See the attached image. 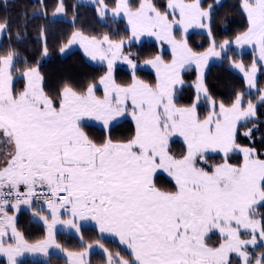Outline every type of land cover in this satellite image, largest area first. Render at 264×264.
<instances>
[{
  "label": "snow or ice",
  "instance_id": "6c2138e0",
  "mask_svg": "<svg viewBox=\"0 0 264 264\" xmlns=\"http://www.w3.org/2000/svg\"><path fill=\"white\" fill-rule=\"evenodd\" d=\"M98 2L104 16L107 5L104 0ZM242 8L248 27L235 36L234 43L253 45L264 60V0H243ZM167 9L171 11H161L153 0H139L138 6L130 0H117L112 9L115 16L123 13L127 17L132 38L147 34L171 45L170 62L160 55L145 61L156 70L154 85L135 76L136 63L122 53L124 40L114 41L107 34L97 39L74 32L68 42L80 39L93 59L98 56L107 61V71L99 80L103 97L96 95L94 83L78 90L65 82L50 94L38 66L24 68L25 83L17 91L13 71L18 53L9 49L0 54V145L10 146L0 160V254L7 257V264H19L18 257L25 252L47 255L49 247L60 248L54 236L57 224L79 232L78 221L88 218L96 221L101 233L118 236L129 250L131 258L126 259L97 241L106 253V264H231L232 253H237L243 264H251L243 249L257 244V232L264 240V218H255L256 206L264 205V153L241 146L237 134L241 121L256 117V106L249 101L244 107V94L238 92L229 106L220 102L216 111V101L208 95L203 68L210 57H220L231 41L220 43L218 51L213 39L206 51L198 53L189 47L186 36L174 34V26L184 33L195 26L207 29L212 37V6L203 8L200 0H167ZM55 11H64L63 0ZM176 13L179 18L170 19ZM8 27L7 20L0 22V33ZM20 35L17 33V39ZM43 51L46 55V45ZM121 56L133 70L127 85L117 84L113 76L114 62ZM193 63L200 72L197 100L203 94L213 107L202 120L196 103L178 107L174 102V86L183 83L181 71ZM233 64L244 73L248 87L255 88L256 62L250 68L242 62ZM259 101L264 102V90ZM129 107L135 124L130 138L114 140L108 134L97 142L85 131L86 118L102 122L108 130ZM252 131L248 129L244 135L251 137ZM176 134L186 145L179 156L169 147ZM209 151L223 153L224 159L206 170L198 164H207ZM234 152L243 156L239 165L228 162ZM160 170L174 179V191L157 187L155 175ZM22 186L25 192L20 191ZM37 188L46 189L44 203L51 219L41 215L42 208L33 211L46 225L47 236L29 243L6 208L13 196L11 207H31L33 198L40 195ZM61 210L72 219L62 220ZM213 229L223 237L218 246L207 242ZM241 229L250 230L251 239H241ZM9 231L11 242L4 239ZM67 255L71 264H86L84 252ZM255 264H264V254Z\"/></svg>",
  "mask_w": 264,
  "mask_h": 264
},
{
  "label": "trees",
  "instance_id": "16d2710c",
  "mask_svg": "<svg viewBox=\"0 0 264 264\" xmlns=\"http://www.w3.org/2000/svg\"><path fill=\"white\" fill-rule=\"evenodd\" d=\"M113 3L115 0H104ZM192 1V0H184ZM200 0L201 7L212 6V37L208 31L193 30L186 34L188 45L194 51H200L210 45L212 40L222 42L232 40L236 35L247 30L248 20L243 11V0ZM161 11L166 10L167 0H153ZM60 0H0V22L8 21L9 27L3 32L0 41V54H5L9 49H14L18 56L14 61V71H22L25 67L38 66L41 75L44 77V88L46 92L55 94L62 85L67 82L78 90L86 88L89 83H97L99 78L105 73L103 64H94L87 61L81 51L77 48L69 49L62 54L61 48L68 42L74 32H80L89 37L99 38L107 34L110 38L120 37L127 33V28L122 25V21L107 20L100 18L95 5L79 3L75 0H63L64 11L61 17H53ZM133 6H138L139 0H130ZM59 14V13H57ZM56 16V15H55ZM43 30V36L41 31ZM17 33L20 38L17 39ZM47 47V54H44V47ZM158 45L153 41L141 43L132 42L124 46V51L132 53V60L139 62L144 59L153 58L158 53ZM167 57L166 51L162 52ZM204 84L208 89V95L216 102H223L229 106L234 100L236 93H242L245 89V81L232 67L227 64V59L210 62L204 71ZM133 72L122 65L114 67V79L117 84L127 85L132 79ZM135 76L141 80L153 84V74L149 70L136 67ZM192 68L183 73L186 81L177 95L174 102L177 105H190L194 91L191 82L194 80ZM264 82V71L258 73L256 83L262 85ZM14 89L19 91L23 87V78H16L13 81ZM99 90L98 88L96 91ZM198 107H201L198 106ZM203 108V107H202ZM256 128H253V126ZM85 131L101 142L110 134L114 140H126L134 135L135 127L128 118L110 126L108 130L98 127L93 123H84ZM253 129L251 137L242 136V130ZM241 130V132H240ZM237 143L242 146L255 147L258 152L264 153V102L258 101L256 104V117L238 126ZM171 152L177 156L184 152V146L178 141H171ZM178 145L179 149L175 147ZM209 158L222 159L219 153L207 155ZM264 158V156H261ZM239 161V157L234 162ZM155 182L163 189H174V184L161 173H156ZM161 177V178H160ZM256 212L264 218V205H257ZM257 215V216H258ZM16 224L28 240L39 238L43 234L42 227L29 219V213L20 209L16 218ZM213 236V234H212ZM62 244L71 249L82 248L85 243L99 240L96 229L91 227L82 228V241L79 242L72 236L58 235ZM211 237L208 238V242ZM106 244H111L105 241ZM102 260L101 256L92 253L89 257L91 264H97ZM61 259L56 255L49 256L47 261L24 259L19 264H61ZM0 264H4L1 262Z\"/></svg>",
  "mask_w": 264,
  "mask_h": 264
},
{
  "label": "rangeland",
  "instance_id": "374dc122",
  "mask_svg": "<svg viewBox=\"0 0 264 264\" xmlns=\"http://www.w3.org/2000/svg\"><path fill=\"white\" fill-rule=\"evenodd\" d=\"M75 1L79 2V3L95 5L96 10L98 12V16L100 18H103V19L106 18L107 20H115V21L121 20L122 21V25L125 28H127V30H128L127 33H125L124 35L122 34L120 37L110 38V39H112L114 41L124 40V44H123V47H122L123 55H129V57L131 59L133 58L132 53L130 51H124V46H126V45H128V44H130L132 42H135V43L138 44V43L145 42V41H153V42H155L158 45V48H159L158 49L159 51H158L157 55H160L165 62H170L171 61V59H172V48H171V45H169L167 42L157 40L155 36H151V35H147V34L141 35L138 39L137 38H132L131 28H130V25L128 24L127 17L124 16L123 13H121L119 16H115L113 14V12H112V9L115 7L117 0H115L113 3H107L106 1H104V4L107 5V8L105 10V15L104 16L100 15L99 9L102 8V5L98 2V0H75ZM218 1H220V0H215L214 3H217ZM184 2L185 3H193L194 0H192V1H184ZM242 4H243V2H242ZM166 10L169 11V12L171 11L170 9H167V6H166ZM55 15L52 14L53 17H61L62 16V12L59 13V14L56 13ZM246 16H247V14H246ZM171 18H177L178 19L179 18L178 17V13L175 14V17L170 16V19ZM193 30L207 32V29L199 28V27H195V26L190 27L188 29L187 33H184L182 31V29H180V26H174V29H173L174 34L177 36V38H180L181 36H185L186 34H188L189 32H191ZM2 35H3V32L0 33V41H1ZM83 36L88 37V38H92V37H89V36H86V35H83ZM103 36H101V37H99L97 39H101ZM70 39H72V35H71ZM69 40H68V42H69ZM234 40H235V38L232 39V40H229V41H231L229 47L226 50L222 51L220 57H210L208 59L207 64L210 63V62H213V61H218V60H220L222 58H226L227 59V64L230 67H232L238 74H240L243 77L244 81H245V89L242 92L244 94V96H243V100H244L243 106L247 107V103L249 101H251L256 106L257 102L259 101V97L261 95V90H264V82H263V84L261 86L256 83V87L255 88H249L247 83H246V79L244 77V73L241 72L238 68H235L233 62H242L245 65L246 68H250V66L253 63V61H255L256 64H257V73H256V79H257L258 73L261 72V71H264V60L260 59L258 49L255 48L253 45H244V46L241 47V46L236 45L234 43ZM68 42H66L64 47H63L64 51L63 52L60 51L62 54H65L71 48H77V49H79L81 51L83 57L87 61H89L91 63H94V64H103L105 66V68H106V71H107V61L106 60H101L98 56H97L96 59H93L88 54V52L85 51V44L82 43L80 39H76L71 44H69ZM222 42H218V44H217V50L218 51L220 50L219 49V44L222 43ZM210 46H211V43L206 48H204V49H202L200 51H195V52L202 53V52L206 51ZM105 47H107V46L105 45ZM163 51H166L168 53L167 57H164L162 55ZM153 58H148V59L141 60L139 62H135V61L134 62L136 63L137 67H140L141 69L146 70V71L149 70L151 72V74H153V78H154L153 85H154L156 83V70L151 65L145 63L146 60L153 59ZM117 65H122V66L126 67L129 71L133 72L132 68L128 65V63L123 59L122 56H121V58L117 59L114 62L113 73H114V67L117 66ZM206 65L204 66L203 71H204ZM191 68L193 69L194 74H195L194 80L190 83L191 87H192V89L194 91V97H193L190 105H177V104L176 105L178 107H188V106H191L193 103H196L197 114H198L199 118L202 120V119H204L205 117L208 116V114L213 110V107H212V104L210 103L209 99L206 98L203 94H200V98H199V100H197L196 83H197V78L200 75V72L196 68V65L194 63L192 64ZM22 71L13 72L14 80L16 78H19V77L22 78V75H21ZM106 71H105V73H106ZM185 71H187V70H182L181 71V79H182L183 83L182 84H177V85L174 86V97L177 95L178 90L180 89V87L183 84L186 83V81L183 78V73ZM105 73H103V75ZM138 79H140V78H138ZM99 80H100V78H99ZM99 80H98L97 83H95L97 85V88L99 89V90L96 91V95L99 96V97H103V86L99 84ZM131 81H132V79H131ZM131 81H130V83H131ZM24 83H25V80L23 79V85H24ZM145 83H147V82H145ZM216 104H217L216 111H219V108H218L219 102H216ZM200 105H201V107H198ZM129 106H130V101H129ZM130 112H131V108L129 107V112L126 113L124 116L118 117L115 121H113L111 123V125H113L114 123L120 121L123 118L130 119L133 122V124H134V121L132 120ZM244 122L245 121H241L239 125H241ZM84 123H93V124L97 125L98 127L104 128L102 122L96 121V120L91 119V118H86ZM134 127H135V124H134ZM248 129L249 128H246V129L242 130V132L240 130L241 135L245 136L244 133ZM173 140H178L182 144V146H184V151L186 150V145H185V142L183 140V137H181L178 134L173 135L170 138V140H169V146L173 145V144H171V141H173ZM175 147L177 149H179L178 145H176V144H175ZM9 150H10V146H8V145H0V160H3L5 158V153L7 151H9ZM212 153H219V154H221L223 156V153H221V152L209 151L206 154L207 164H204L203 162H201L200 164H198V166L199 167H205L206 170H210V169H208V165H214V164H218V163H222L223 162L224 156H223L222 159H216V160L213 159V158L207 157V155L212 154ZM237 156L239 157V161L234 162L237 159ZM228 162L231 163V164L239 165V164H241L243 162V156L239 152L231 153L230 154V159H229ZM157 173H161L167 179H170L171 182L174 184V189L173 190H171V189H165V190L174 191L175 190V181H174V179L171 176H169L167 172H165L163 170H160ZM155 180H156V176H155ZM157 187L162 188L161 185H158V184H157ZM41 208L43 209L42 211H41ZM20 209H23V210L27 211L29 213V219L34 221V222H37L42 227V230H43V234H42L41 237L33 239V240H28L26 238L25 239L28 240L29 243H35L38 240L45 239L46 236H47L46 225L44 224L43 220H41L38 217L33 215V211L34 210L35 211H41V215L49 216V220H50L51 216H50L49 210L47 209V205L45 203H43V204H41V203L33 204V202H32L31 207H29L28 205L21 204L18 210L13 208V207H11V205H10V208L6 209V211L8 212L9 215H14L17 218V215H18V212H19ZM60 218L62 220L72 219L71 215L68 212L64 211V210H61ZM255 218L256 219H260V216L258 215ZM78 223L80 224V231L79 232H77L75 229H73V228H71L69 226L62 225V224H57L56 228L54 229V236H55V242H56V244H59L61 246L60 248H56L55 246L49 247L47 255H45L44 253H39V252H36V253L25 252L22 256L18 257V261L20 262L21 260H24V259L47 261L49 256L56 255L62 260L61 264H71V261L69 260L68 255H67L68 252H74V253L84 252L85 255H84L83 259L85 260L86 264H91L89 262V257H90V255L92 253L99 254L101 256V258H102V260L99 263H97V264H106V253L103 251V249H101L98 246L97 241L99 242V244H103L104 248H107L109 252H112V253L119 252L120 255L123 256L124 258H126V259H130L131 258L129 256V250L127 249V246L120 242L119 237L116 236L115 234H112V233H101L100 230H99V225L96 223V221L88 218V219L80 220V221H78ZM16 226H17V224H16ZM88 226L91 227V228L96 229V231L98 232V235H99V240H96V241H93V242H90V243H85V245L82 248H79V249L67 248V247H65L62 244V242L58 238V235L62 236V238L65 237V236H72L73 238H75L79 242H83L82 241V228L83 227H88ZM17 229L19 231H21L18 226H17ZM212 234H213V236H212ZM251 235L252 234H251L250 230H248L246 232L245 230L241 229V239H245V240L251 239ZM10 236H11V233L9 231V234L4 237L5 241L11 242ZM210 237H211L210 241L209 242L207 241L210 246H218V244L220 242H222V240H223V237L221 236L219 231L216 230V229H213L209 233L208 238H210ZM106 240H107V242H110L111 244H106L105 243ZM88 245H92V247L88 248ZM62 249L66 250V251H63ZM243 250H246L249 253L251 264H255L256 259L258 257H261L262 254H264V240H262L259 237L258 232H257V244L256 245H247L245 247V249H243ZM229 259L231 261V264H243L242 259L239 257V255L237 253L230 254ZM1 262H3L4 264H7V257L5 255H3V254H0V263Z\"/></svg>",
  "mask_w": 264,
  "mask_h": 264
},
{
  "label": "built area",
  "instance_id": "2783aa9c",
  "mask_svg": "<svg viewBox=\"0 0 264 264\" xmlns=\"http://www.w3.org/2000/svg\"><path fill=\"white\" fill-rule=\"evenodd\" d=\"M20 191H21V192H25L26 189L22 186L21 189H20ZM36 191H37L38 193H40V195H39L38 197H34V198H33V201H34L35 203H44V199H45V197L43 196V192H46V189L41 190V189L37 188ZM10 203H15V197H14V196L10 198Z\"/></svg>",
  "mask_w": 264,
  "mask_h": 264
}]
</instances>
